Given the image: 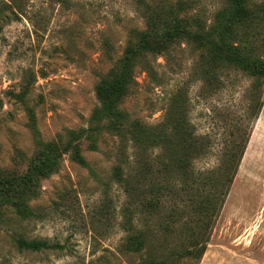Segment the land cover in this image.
<instances>
[{
	"label": "rangeland",
	"instance_id": "374dc122",
	"mask_svg": "<svg viewBox=\"0 0 264 264\" xmlns=\"http://www.w3.org/2000/svg\"><path fill=\"white\" fill-rule=\"evenodd\" d=\"M167 1L176 5L178 0H0V264H139L147 257V250L123 249L132 228L145 232L151 226L147 207L126 209L129 196L114 173L116 167H131L132 140L128 132L123 139L113 131L119 121L107 117L95 123L92 117L101 106L98 85L119 71L133 33L147 30L145 5L168 7ZM186 1L190 11L179 19L200 16L208 28L227 4ZM248 2L261 18L245 24L232 41H242L247 52L260 47L257 56L264 59V0ZM193 47L181 40L157 57L145 56L120 108L155 125L164 119L171 96L179 95L178 112L186 111L196 133L211 144V155L199 168L216 167L219 155L245 135L244 156L210 229L207 250L198 263L194 257L183 261L264 264V106L253 118L254 78L239 69H216L204 77ZM146 62L160 85L145 70ZM71 141L90 168L78 165L70 152H62L55 167H46L49 147L58 144L60 155ZM162 152L151 150L148 162ZM150 188L142 190L145 205L156 196ZM162 201L158 235L166 243L172 226L179 230L192 218L178 221L173 210L179 201L172 191ZM20 238L63 248L23 251Z\"/></svg>",
	"mask_w": 264,
	"mask_h": 264
},
{
	"label": "trees",
	"instance_id": "16d2710c",
	"mask_svg": "<svg viewBox=\"0 0 264 264\" xmlns=\"http://www.w3.org/2000/svg\"><path fill=\"white\" fill-rule=\"evenodd\" d=\"M166 3L168 7L161 4L145 5L147 30L133 33L134 38L121 60L119 71L113 72L98 85L96 93L101 106L95 110L92 117L95 123H100L107 117L119 121L113 123V131L116 130L123 139L125 132H128L132 140L131 167H116L114 173L117 183L126 188L129 196L130 203H127L126 209L130 210L136 206L141 210L142 207H147L151 214L148 220L151 221V226L149 225L147 231L132 228L131 234L134 235L127 237L123 248L128 253H142L147 250V257L143 256L144 259L139 264H178L187 257L196 258L197 263L201 261L207 250L210 229L230 192L246 144L243 135L232 144L228 154L219 155L216 167L199 168V164L210 157L211 144L207 136L196 133L195 126L186 117V111L182 114L178 112L179 95L171 96L164 119L155 125L132 119L130 114L120 108L135 84L136 65L147 55L157 57L177 46L181 40L186 41L200 53L204 77H211L216 69H239L254 78L256 103L251 115L253 118L259 116L264 106V59L257 56L260 47L253 46L250 52H247L246 48L242 47V41H232V38L240 37V29L245 24H258L261 18L248 0H227L226 7L217 13L210 28L200 16L187 15L190 17L188 21L186 18L179 19V14H187L190 11L186 0H178L176 5H172L171 1ZM171 20L176 21L173 23ZM218 32L219 35L216 36ZM247 47H251L249 43ZM144 68L151 79L160 85L161 81L158 80L154 67L146 62ZM237 131L240 133L242 130ZM73 142L60 151V155V146L52 144L46 156V167H55L61 153L70 152L78 165L90 168L80 149L72 145ZM121 147L124 150L123 142ZM91 148L94 149L95 145L92 144ZM154 148H160L163 152L155 158L154 163H149L147 159ZM56 152L58 155L53 160L50 157ZM164 158L169 161L165 162ZM40 173L47 174L45 171ZM21 181H25L24 178L18 180ZM144 185L151 187L150 195L152 192L156 194L151 201H146V205L143 203ZM171 191L179 201L173 210L178 216V221L182 223L185 216H191L193 223H180L179 230H174L172 226L170 239H165L167 242L164 243L158 235V227L161 226V213L164 208L162 199ZM17 246L20 250L32 252L63 248L47 240L28 241L23 238L18 239ZM165 247L171 250L168 256L164 255Z\"/></svg>",
	"mask_w": 264,
	"mask_h": 264
}]
</instances>
